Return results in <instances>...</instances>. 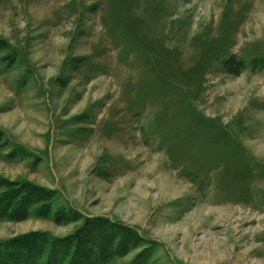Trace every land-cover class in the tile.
Listing matches in <instances>:
<instances>
[{
	"label": "rangeland",
	"instance_id": "rangeland-1",
	"mask_svg": "<svg viewBox=\"0 0 264 264\" xmlns=\"http://www.w3.org/2000/svg\"><path fill=\"white\" fill-rule=\"evenodd\" d=\"M79 238L264 264V0H0V264Z\"/></svg>",
	"mask_w": 264,
	"mask_h": 264
},
{
	"label": "trees",
	"instance_id": "trees-1",
	"mask_svg": "<svg viewBox=\"0 0 264 264\" xmlns=\"http://www.w3.org/2000/svg\"><path fill=\"white\" fill-rule=\"evenodd\" d=\"M83 239V238H82ZM81 239L79 238V247H78V249H77V251L79 252V264H82V263H86V261H88L87 259H88V257L87 256H85L86 255V253H84V252H80V249H81V247H80V243H81ZM34 243L35 242H33L32 244H30L29 245V247L31 246V245H34ZM5 244V243H4ZM51 248H52V246H51ZM17 249H15V248H8L7 250H5V251H0V254H3V255H5L6 257H12V256H14L15 254H17ZM27 253H28V251L25 249L24 251H22V254H24V255H27ZM84 263V264H85Z\"/></svg>",
	"mask_w": 264,
	"mask_h": 264
}]
</instances>
